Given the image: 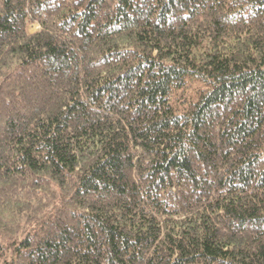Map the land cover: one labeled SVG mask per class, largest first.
<instances>
[{"label":"trees","instance_id":"obj_1","mask_svg":"<svg viewBox=\"0 0 264 264\" xmlns=\"http://www.w3.org/2000/svg\"><path fill=\"white\" fill-rule=\"evenodd\" d=\"M0 264H264V0H0Z\"/></svg>","mask_w":264,"mask_h":264},{"label":"rangeland","instance_id":"obj_2","mask_svg":"<svg viewBox=\"0 0 264 264\" xmlns=\"http://www.w3.org/2000/svg\"><path fill=\"white\" fill-rule=\"evenodd\" d=\"M36 29H38V25H34V26H32V27L30 28L31 31H34V30H36Z\"/></svg>","mask_w":264,"mask_h":264}]
</instances>
